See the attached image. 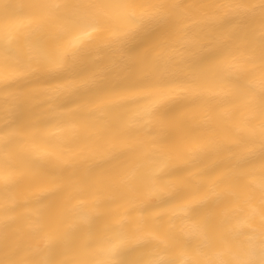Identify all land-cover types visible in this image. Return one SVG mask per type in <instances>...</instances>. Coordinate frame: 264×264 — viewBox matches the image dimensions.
<instances>
[{
    "label": "snow or ice",
    "instance_id": "6c2138e0",
    "mask_svg": "<svg viewBox=\"0 0 264 264\" xmlns=\"http://www.w3.org/2000/svg\"><path fill=\"white\" fill-rule=\"evenodd\" d=\"M0 264H264V0H0Z\"/></svg>",
    "mask_w": 264,
    "mask_h": 264
},
{
    "label": "bare ground",
    "instance_id": "6f19581e",
    "mask_svg": "<svg viewBox=\"0 0 264 264\" xmlns=\"http://www.w3.org/2000/svg\"><path fill=\"white\" fill-rule=\"evenodd\" d=\"M69 3L74 2V0H68ZM185 2L190 3V4H198L201 2H204V0H185ZM160 41H158L155 37H140L137 38L136 40L130 41L128 44V47L132 50L138 51V52H143L144 50H146V48L159 43ZM158 105H163L166 103H169L168 99H161L158 102ZM162 132H164V134L166 135H172V134H176L178 132L177 129L175 128H165L162 129ZM100 162L99 159L97 160V163ZM27 232V229H24L23 232H21L19 234V240L16 242H20V243H27V236L25 235V233Z\"/></svg>",
    "mask_w": 264,
    "mask_h": 264
}]
</instances>
